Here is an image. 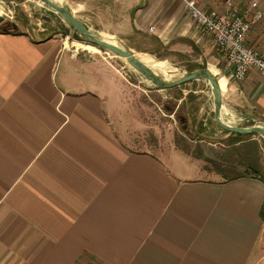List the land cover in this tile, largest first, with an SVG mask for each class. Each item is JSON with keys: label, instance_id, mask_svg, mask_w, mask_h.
Listing matches in <instances>:
<instances>
[{"label": "crops", "instance_id": "0c3cea01", "mask_svg": "<svg viewBox=\"0 0 264 264\" xmlns=\"http://www.w3.org/2000/svg\"><path fill=\"white\" fill-rule=\"evenodd\" d=\"M200 1L222 13L227 0ZM234 1L250 14L259 3L247 44L264 52V0ZM110 4L159 53L224 75L223 105L264 123L261 77L231 80L181 0ZM17 26L0 32V264H264V180L228 173L243 153L198 171L134 148L127 78Z\"/></svg>", "mask_w": 264, "mask_h": 264}, {"label": "rangeland", "instance_id": "374dc122", "mask_svg": "<svg viewBox=\"0 0 264 264\" xmlns=\"http://www.w3.org/2000/svg\"><path fill=\"white\" fill-rule=\"evenodd\" d=\"M63 1L64 6L69 7L93 35L107 37L105 40L131 51L151 68L165 72V76H159L166 80L184 77L193 68L190 60L184 56L173 52L159 53L154 40L131 28L126 29L124 10L117 9L115 4H110V0ZM1 8L0 17L4 18L2 27L18 29L17 25L21 23L41 36H57L71 55L99 60L127 78L134 102L132 115L135 121L132 128L135 136L130 140L134 148L149 150L169 164L175 162L183 170L194 167L198 171L216 166L213 162L220 158L237 160L238 154L245 153L251 156L259 177L264 180V139L257 135L237 139L216 123L215 98L207 81L197 80L174 89L159 90L122 58L109 50L85 43L64 18L47 4L39 0H0ZM214 76L217 81H226L220 73ZM224 107L235 114L236 119L231 126L264 128V123L244 120L232 108ZM219 165L223 166L222 163ZM245 170L237 165L228 173L231 176ZM92 264L102 263L94 261Z\"/></svg>", "mask_w": 264, "mask_h": 264}, {"label": "built area", "instance_id": "2783aa9c", "mask_svg": "<svg viewBox=\"0 0 264 264\" xmlns=\"http://www.w3.org/2000/svg\"><path fill=\"white\" fill-rule=\"evenodd\" d=\"M186 13L202 31L210 34L224 56L235 82L246 80L256 71L264 84V52L248 46V36L261 20L259 3L252 2L253 14L243 13L234 0H227L222 13L208 12L200 0H181ZM155 27L149 29L154 31Z\"/></svg>", "mask_w": 264, "mask_h": 264}, {"label": "water", "instance_id": "95a60500", "mask_svg": "<svg viewBox=\"0 0 264 264\" xmlns=\"http://www.w3.org/2000/svg\"><path fill=\"white\" fill-rule=\"evenodd\" d=\"M39 1L49 5L58 14H60L71 27L73 32L77 33L78 36L82 38L85 43L91 44L95 47H100L109 50L116 56L125 59V61L129 64L131 68H133L139 74L143 75L148 81L152 82L155 87H157L159 90L174 89L176 87H180L182 85H186L197 80L207 81L212 87L215 98L214 117L216 123L228 133H234L239 135H257L264 139V128L261 126L239 128L230 126L225 121H223L221 117V113L224 108L222 90L219 85V82L208 69L195 70L177 80L167 81L166 78L159 76V74L155 73L153 70L149 69L147 66L142 64L136 58L135 54L131 51L123 50L120 47L110 44L109 42L104 41L100 37L93 35L89 28L74 16L73 12L69 7L58 5L54 2V0ZM3 21L4 18L0 17V25L3 23ZM15 29L17 28L15 27Z\"/></svg>", "mask_w": 264, "mask_h": 264}, {"label": "trees", "instance_id": "16d2710c", "mask_svg": "<svg viewBox=\"0 0 264 264\" xmlns=\"http://www.w3.org/2000/svg\"><path fill=\"white\" fill-rule=\"evenodd\" d=\"M9 31L18 32V29L0 27V32L7 33ZM198 69H200V68H196V67L194 68L193 67V68L189 69V72H193V71L198 70ZM231 135L235 136L237 139H242L244 137L251 138V137L255 136V135H239V134H234V133H232ZM243 155L246 158V164L243 165V167L246 168L245 174H249L250 173V174H253V175H256V176L259 177L258 171H257V169L255 167L256 164L254 163V161L251 160L252 159L251 156L249 154H245V153H243ZM241 176H242V174L240 173V174H237V175L233 176L232 178H238V177H241Z\"/></svg>", "mask_w": 264, "mask_h": 264}, {"label": "bare ground", "instance_id": "6f19581e", "mask_svg": "<svg viewBox=\"0 0 264 264\" xmlns=\"http://www.w3.org/2000/svg\"><path fill=\"white\" fill-rule=\"evenodd\" d=\"M54 2H55L56 4H58V5H61V6H64V5H65V2H64L63 0H54ZM48 6H49V5H48ZM2 8H3V10H2ZM2 8L0 9V12H1V10H2V11H3L2 13H4L5 9H4L3 5H2ZM97 37H98V36H97ZM99 37H100V36H99ZM102 38H104L103 40L109 42L110 44L113 43V42H110V41H108V40H105V39H108L107 37L101 36V39H102ZM113 45H115V44L113 43ZM115 46H117V45H115ZM117 47H119V46H117ZM136 58H137V57H136ZM137 59H138V58H137ZM123 60H125V59H123ZM138 60H139L142 64H144L145 66H147L149 69L153 70L155 73H157V74H161V75H163V76L166 75L165 72H162V71H159V70H155V69L151 68L150 66H148L147 64L143 63L140 59H138ZM167 81H169V80H167ZM221 117H222L223 121L227 122V124H229V125H230V124H233V123L235 122V119H236L235 115H233L232 113H230L229 111H227V109H225V111L222 110ZM230 126H231V125H230Z\"/></svg>", "mask_w": 264, "mask_h": 264}]
</instances>
